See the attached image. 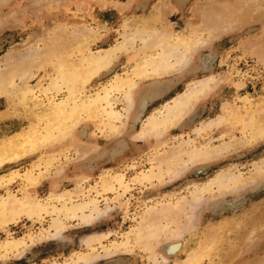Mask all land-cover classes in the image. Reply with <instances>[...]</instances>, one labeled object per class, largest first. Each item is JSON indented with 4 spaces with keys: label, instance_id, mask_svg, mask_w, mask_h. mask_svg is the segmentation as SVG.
Returning a JSON list of instances; mask_svg holds the SVG:
<instances>
[{
    "label": "rangeland",
    "instance_id": "obj_1",
    "mask_svg": "<svg viewBox=\"0 0 264 264\" xmlns=\"http://www.w3.org/2000/svg\"><path fill=\"white\" fill-rule=\"evenodd\" d=\"M145 28L154 39L114 54L85 94L157 58L166 33L190 44L186 58L136 78L130 105L112 93L119 120L81 116L69 137L0 165V201L46 207L0 225V264H74L81 254L90 259L78 264H264V0H0V145L18 135L25 147L31 127L42 132L46 121L31 114L65 96L44 91L58 62ZM205 81L181 120L143 131Z\"/></svg>",
    "mask_w": 264,
    "mask_h": 264
},
{
    "label": "bare ground",
    "instance_id": "obj_2",
    "mask_svg": "<svg viewBox=\"0 0 264 264\" xmlns=\"http://www.w3.org/2000/svg\"><path fill=\"white\" fill-rule=\"evenodd\" d=\"M143 29L139 31H142ZM145 30V33H132L130 38L125 39V43L123 44L115 45L114 47H109L104 50H98L96 52L87 51L88 53L84 54L78 63L73 61L68 62L69 60H62L58 62L56 67H54L56 75H54L55 77H52V79L49 80L47 84L48 87L46 86L47 88L44 89V91H50L54 95H57L60 91L64 90L65 96L58 101L48 99L46 109L43 112L38 113L39 111H35L37 113L34 115V112H32L33 110L31 111L32 116H36L37 119L41 121L45 120L46 124L42 128L41 133H36L34 131V127H31L29 129V136L31 139L28 142V145L24 147L22 145V142L18 140V135L11 138H4L2 140V144L0 145V165L4 164V162L6 161L16 160L21 157V154L24 155L28 151L36 150L39 147L51 146L53 143H56L59 139H65L69 137L75 127L78 125L79 121H81V116H97L98 114H100L99 111H101V113H104L107 118L112 117L114 119L119 120V113L114 111L112 107L115 101L112 97V93H119L121 91H124V99H126L127 103L130 105L131 102L129 101V97L126 94H128L130 90L134 87L136 78H141L148 74H167L170 72V70H172L173 67V65L170 63L171 58H174L176 54H178L176 63H180L181 60L186 58V54L190 44L183 40L182 35L181 37L178 36V38L177 36H175L176 39L170 40L169 38H167L168 35H166V33L164 35L165 37L163 36L162 39H160L158 46L159 48H161V51L156 56L157 58H152L151 56H148L150 58L148 60H145L144 64L135 65L131 73H127L125 77H122L120 79L116 78L112 84L108 85V87H104L101 92H95L93 95L85 94L84 92L86 91L92 79H94L98 74H100V72L107 69L111 65L114 54L119 53L124 48L126 49L127 46L131 47L136 37L139 38L140 41L144 40V36H146L147 39H150L152 37L146 28ZM127 34H129V32H127ZM90 35L91 34H89V36ZM125 36L126 34L124 35V37ZM150 44L149 41L148 43H144L142 49H150L152 47L151 46L149 48ZM21 74L25 75V73ZM208 87L209 86L207 81L201 82L197 90L185 94L180 101H176L171 108H168L166 114L162 118L149 119L146 123V128L143 129V131L152 134L156 131H159L160 128H166L174 123H177L186 114L189 113L188 110L190 108L191 103L190 99L193 96L200 94L201 92H205ZM11 88L13 87L11 86ZM26 91H22L20 93L21 101H27ZM11 93L12 92H9L7 95ZM38 104L40 103H35V106H37ZM38 177L39 175H37L36 177H33L31 174L26 175V178L30 181L29 183H31L32 181L31 178L37 181ZM31 198L26 196L23 199L21 198L20 200H17L13 196L8 194L6 199L0 201V225H6L10 221H13L17 217H19V215H25L27 218L33 220L37 217L38 212L46 210V207L44 205L42 206L41 204H38V202H36L34 199L32 200ZM88 205V202L81 203L75 206L71 205L70 207H65L63 205L62 208L64 210V213L62 214L66 218L74 217L77 211L87 209ZM88 217L83 215L84 221H86ZM59 226L58 224H53L51 227L54 230H59ZM90 241H92V237H88L85 240L86 243ZM17 245L18 242H6L4 244V246H8L9 248L16 247ZM117 247L118 245L112 246V248L114 249H116ZM197 250L195 253H199V251H201V249L198 251ZM89 259V254H81L77 257L74 264H78L79 261L88 262ZM195 262L197 261H192L190 264H196Z\"/></svg>",
    "mask_w": 264,
    "mask_h": 264
}]
</instances>
